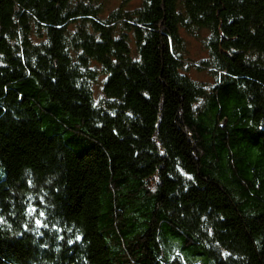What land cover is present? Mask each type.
<instances>
[{
	"label": "trees",
	"instance_id": "16d2710c",
	"mask_svg": "<svg viewBox=\"0 0 264 264\" xmlns=\"http://www.w3.org/2000/svg\"><path fill=\"white\" fill-rule=\"evenodd\" d=\"M118 2L0 0V264H264V0Z\"/></svg>",
	"mask_w": 264,
	"mask_h": 264
},
{
	"label": "rangeland",
	"instance_id": "374dc122",
	"mask_svg": "<svg viewBox=\"0 0 264 264\" xmlns=\"http://www.w3.org/2000/svg\"><path fill=\"white\" fill-rule=\"evenodd\" d=\"M118 6L119 2L118 0H115V3H113L111 9L118 8ZM184 39L186 40L188 60L194 67L189 70V76L198 82L211 83L209 79V73L204 69L201 70L196 68V66L200 65L202 60L207 58L203 43L200 39L188 35L185 36Z\"/></svg>",
	"mask_w": 264,
	"mask_h": 264
},
{
	"label": "snow or ice",
	"instance_id": "6c2138e0",
	"mask_svg": "<svg viewBox=\"0 0 264 264\" xmlns=\"http://www.w3.org/2000/svg\"><path fill=\"white\" fill-rule=\"evenodd\" d=\"M35 211V210H34ZM38 223H40L39 221H38Z\"/></svg>",
	"mask_w": 264,
	"mask_h": 264
}]
</instances>
